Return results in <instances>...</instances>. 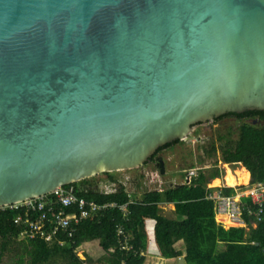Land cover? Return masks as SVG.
<instances>
[{
    "label": "water",
    "instance_id": "95a60500",
    "mask_svg": "<svg viewBox=\"0 0 264 264\" xmlns=\"http://www.w3.org/2000/svg\"><path fill=\"white\" fill-rule=\"evenodd\" d=\"M247 111H264V0H0V207Z\"/></svg>",
    "mask_w": 264,
    "mask_h": 264
},
{
    "label": "trees",
    "instance_id": "16d2710c",
    "mask_svg": "<svg viewBox=\"0 0 264 264\" xmlns=\"http://www.w3.org/2000/svg\"><path fill=\"white\" fill-rule=\"evenodd\" d=\"M235 117L238 120L257 118L264 121V111H247L241 114L227 113L218 118ZM231 140H227L222 148V158L225 163H242L244 183L247 184L251 175V182L264 183V126L243 122L239 126V134L232 147ZM181 142L175 140L159 148L149 159L158 168V154ZM231 144V145H230ZM215 151V147H212ZM250 172V173H249ZM109 182L116 181L110 172L103 173ZM220 170L216 168L210 174L203 171L192 177L189 184L168 186L163 190L146 191L141 198H130L122 184H118L116 191L103 194L91 189L89 179H84L71 185L76 194L98 205L116 203L117 206L126 205V215L118 208H109L96 214H86L77 225L72 239L64 234L59 237L65 242L59 245L56 242L49 244L41 238H27L26 253L31 264L45 263L54 257H61L69 264H86L81 260L75 249L83 242L98 241L106 254L107 264H143L148 249V235L146 221H155L154 241L161 257L173 259L182 256V251L175 247L176 242L184 243L185 264H264V213L261 221L249 229L243 227H230L225 229L216 221L214 201L207 198L213 189L208 188L220 179ZM215 178V179H214ZM70 185V184H69ZM244 189V187H243ZM225 195H234L232 187H223ZM249 204V198H242ZM174 205L176 218H169L161 214L160 204ZM68 213L81 211L77 207L66 209ZM21 210L6 208L0 210V252L3 253L12 238H17L26 225L15 222ZM245 220L249 218L244 213ZM123 226L131 234L130 245L133 251H121L118 246L117 228ZM151 239L153 240L152 233ZM153 241H151V247ZM220 246L223 248L220 249ZM154 248V247H153ZM136 252V253H135Z\"/></svg>",
    "mask_w": 264,
    "mask_h": 264
},
{
    "label": "rangeland",
    "instance_id": "374dc122",
    "mask_svg": "<svg viewBox=\"0 0 264 264\" xmlns=\"http://www.w3.org/2000/svg\"><path fill=\"white\" fill-rule=\"evenodd\" d=\"M253 120L254 119L238 120L235 117H224L218 122L212 121L199 124L195 126L190 134H188L185 139L181 140V142L170 148L164 149L158 154L163 161V174L160 168L148 162L135 169L110 172L116 180L114 181V185L118 186V184H122L126 191L131 194L132 198H141L142 194L146 191L163 190L168 186H175L183 183L186 176L191 174V172L194 173L193 176H197L202 171L208 175L218 168L220 170V177H218V179H220L219 182L221 184L215 186L214 183H212V179L208 182L207 186L215 190L223 188L224 186L230 187L224 185L222 182L226 171L228 169L234 171L238 175L240 182L242 176L237 169L244 166L242 163H225L222 158V148L226 145L228 139L232 142V145H230L232 147L234 146V142L239 134V126L243 122L254 123V121H256L257 124L264 126V121ZM213 146L215 147V151L212 150ZM89 181L91 182L89 187L95 191L111 186V183L103 173L89 178ZM245 185L246 184H239L238 186L232 187L235 191V198H237L239 194L247 192V190L242 188ZM159 207L161 209V214L169 218H176L173 204L162 203ZM217 217L218 215L216 216V221L218 222L219 220ZM222 225L225 229L233 226L231 222H222ZM149 226L150 223H146V231L150 243L152 239L151 234H149ZM28 241L29 240L23 235L10 239L6 250L3 253L0 252V264H31L30 257L26 253ZM175 247L185 251L183 241L176 242ZM152 248L153 250L156 249L155 243ZM222 248L223 247L220 246V249ZM149 251L150 249L145 252L143 256L145 257V254L147 255ZM75 252L86 264H107L105 261L107 258L106 254L100 247L98 241H85L75 249ZM146 258L147 257H145V259ZM40 264L69 263L61 257H54L48 262ZM154 264H185V262L182 256H180L178 258H173L172 261L160 260L159 263Z\"/></svg>",
    "mask_w": 264,
    "mask_h": 264
},
{
    "label": "built area",
    "instance_id": "2783aa9c",
    "mask_svg": "<svg viewBox=\"0 0 264 264\" xmlns=\"http://www.w3.org/2000/svg\"><path fill=\"white\" fill-rule=\"evenodd\" d=\"M193 175L194 173L191 172L181 184H189L191 178L195 177ZM110 183L111 186L109 188L100 189L99 192L103 194L115 192L117 188L114 185L115 182ZM243 187L247 192L239 194L237 198L234 195L223 194L221 188L217 190L212 188L213 190L208 193L207 198L214 201L216 216L226 215L233 225L231 227H243L248 230L251 225L256 226L262 219L264 213V183H252L250 178L248 184ZM128 196L132 199L130 193ZM244 197L249 198V204L242 201ZM73 207H77L81 213H68L66 209ZM115 207H118L116 203L98 205L94 201H88L79 197L76 194L75 188L70 184L59 187L52 193L44 196L13 205L2 206L0 210L6 208L13 210L22 209L23 213H19L16 216L15 222L26 225L20 234L25 236V238H41L49 244L56 242L59 245H63L65 241L59 235L64 234L67 238L72 239L77 230V225L86 214H96ZM118 208L126 215V205L119 206ZM244 213L249 218L248 221L245 220ZM222 222V220L218 221L221 225ZM117 236L118 246L121 251H133L130 245L131 234L127 233L123 226H118ZM139 254L144 255L143 252Z\"/></svg>",
    "mask_w": 264,
    "mask_h": 264
},
{
    "label": "crops",
    "instance_id": "0c3cea01",
    "mask_svg": "<svg viewBox=\"0 0 264 264\" xmlns=\"http://www.w3.org/2000/svg\"><path fill=\"white\" fill-rule=\"evenodd\" d=\"M242 177H241V181H240V184H243L244 183V177H243V175H241ZM239 185V184H238ZM237 186V185H236ZM173 207H174V205H173ZM215 218H216V216H215ZM146 223H150V226H149V229H150V233L149 234H151L152 233V237H153V244L155 243V241H154V226H155V221L154 220H152V219H149V220H147L146 221ZM147 232V231H146ZM149 240V239H148ZM155 246H156V243H155ZM150 249V251L148 252V254L146 255L145 254V257H147L145 260H144V263L143 264H154V263H159V261L160 260H170V261H172L173 259H166V258H163V257H161L160 256V254H159V252H158V248H157V246H156V249L155 250H153V248L151 247V242L150 243H148V249H147V251ZM153 250V251H152ZM146 251V252H147ZM182 251V250H181ZM157 253V254H156ZM154 254H155V256H154ZM184 255H185V251H182V258H183V260H184ZM185 262V261H184Z\"/></svg>",
    "mask_w": 264,
    "mask_h": 264
},
{
    "label": "bare ground",
    "instance_id": "6f19581e",
    "mask_svg": "<svg viewBox=\"0 0 264 264\" xmlns=\"http://www.w3.org/2000/svg\"><path fill=\"white\" fill-rule=\"evenodd\" d=\"M222 182L224 183V185L230 186V187H234L240 184L238 175L234 171H231L230 169L226 171V174L223 177ZM220 184L221 183L219 181L214 183L215 186L216 185L218 186ZM217 218L219 221L222 220L223 222H230L229 218L226 215L218 216Z\"/></svg>",
    "mask_w": 264,
    "mask_h": 264
},
{
    "label": "flooded vegetation",
    "instance_id": "af4514ba",
    "mask_svg": "<svg viewBox=\"0 0 264 264\" xmlns=\"http://www.w3.org/2000/svg\"><path fill=\"white\" fill-rule=\"evenodd\" d=\"M254 120H258V121H260V120L257 119V118H254ZM254 120H253V121H254ZM199 124H200V123H199ZM252 124L257 125V122L254 121V123H252ZM258 125H260V124H258ZM163 150H164V149H163ZM163 150H162V151H163ZM162 151H161V152H162ZM158 157H159V156H158ZM160 160H162L161 157H160L159 161H160ZM148 162H150V161H148ZM148 162H147V163H148ZM150 163H152V162H150ZM152 164H154V163H152ZM230 164H235V163H230ZM237 171H240L241 175H243V167H241L240 169H237ZM250 176H251V175H250ZM237 186H238V185H237Z\"/></svg>",
    "mask_w": 264,
    "mask_h": 264
}]
</instances>
